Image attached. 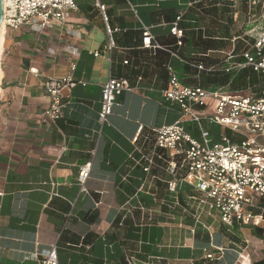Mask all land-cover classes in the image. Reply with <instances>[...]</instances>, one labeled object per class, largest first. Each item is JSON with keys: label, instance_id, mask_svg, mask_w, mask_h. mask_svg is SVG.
I'll list each match as a JSON object with an SVG mask.
<instances>
[{"label": "crops", "instance_id": "1", "mask_svg": "<svg viewBox=\"0 0 264 264\" xmlns=\"http://www.w3.org/2000/svg\"><path fill=\"white\" fill-rule=\"evenodd\" d=\"M74 1L77 10L65 22H53L42 31L24 27L3 35L0 264H40L28 257L53 245L58 247L59 264H206V251L220 258L207 264H241L243 257L245 264L264 260V233L256 231L264 227L225 226L217 213L197 208L190 186L179 184L172 192L170 174L158 168L144 173L138 164L142 156L135 152L142 128L160 129L182 121L197 137L195 125L183 119L180 107L163 97L168 67L191 87H200L186 83L201 73L240 72L227 71L243 62L241 55L249 50L241 42L234 44L238 38L232 39V5L226 0ZM98 4L105 7L108 25L120 29L113 35L111 52ZM213 8L228 12L214 19L222 27L219 36L204 25ZM240 9L245 10L242 3L235 10ZM180 16L182 47L171 33ZM142 24L150 27L161 46L173 44L175 51L146 48ZM226 29L229 35H222ZM200 37L221 46L204 51ZM95 52L101 55L95 57ZM72 63L77 85L65 91L64 118L52 123L43 117L51 102L45 83L66 76ZM199 65L208 71H200ZM110 77L127 80L132 91L116 98L102 126V90ZM204 126L214 140L230 132L207 122ZM144 152L153 153V141ZM88 162L92 170L83 193L78 176ZM250 241L260 242L261 248ZM254 248L262 259L253 258Z\"/></svg>", "mask_w": 264, "mask_h": 264}, {"label": "built area", "instance_id": "2", "mask_svg": "<svg viewBox=\"0 0 264 264\" xmlns=\"http://www.w3.org/2000/svg\"><path fill=\"white\" fill-rule=\"evenodd\" d=\"M226 1L234 9L242 3V0ZM245 1L249 11L258 7L264 9V0ZM98 6L106 23L107 49L111 52L115 46L113 35L120 29L108 25L105 7ZM76 10L74 0H4L3 27L5 31H17L24 27L42 31L51 27L53 22H65ZM181 20L182 16L178 17L171 29L179 47L183 46L185 35L179 26ZM142 31L146 48L165 49L152 35L150 27L142 24ZM72 53L77 54V51L72 49ZM93 55L99 57L101 54L95 52ZM241 57L244 61L233 63L228 72L252 69L264 75V32L255 37L252 47ZM197 68L208 71L203 65ZM75 69L76 65L72 63L66 76L51 78L45 83V90L51 99L43 114L45 120L57 123L64 118L65 91L77 85L72 76ZM168 74V87L163 91L165 101L178 105L183 119L195 124L200 135L194 137L188 133L182 121L160 129L142 128L137 141L141 144L136 143L135 147V152L142 156L138 164L146 174L153 168L170 174L173 177L169 182L172 192L179 184L190 186L194 192L191 201L196 203L197 208L209 215L217 213L225 226L233 228L239 224L259 227L264 221V90L258 96L252 92L248 95L244 92L233 93L225 88L209 91L183 85L171 67H168ZM129 91L132 88L127 80L110 77L102 90L99 114L102 126L112 115L116 98ZM204 122L229 130L239 140H233L226 133L214 140ZM152 141L153 153L145 154V147ZM157 160L164 164H159ZM91 170V162L80 167L78 184L83 193L87 192ZM181 171L185 173L181 175ZM28 259L39 260L40 264H59L58 247L53 245L50 250L33 254ZM219 259L216 254L206 251V264Z\"/></svg>", "mask_w": 264, "mask_h": 264}, {"label": "trees", "instance_id": "3", "mask_svg": "<svg viewBox=\"0 0 264 264\" xmlns=\"http://www.w3.org/2000/svg\"><path fill=\"white\" fill-rule=\"evenodd\" d=\"M241 2L244 7L248 8L245 0H242ZM209 14L213 19L220 20V19L225 18V14H228V12L220 11L218 10V8H213L212 10L209 11ZM221 33H223L222 35H229V30L226 29L225 31H222ZM200 41L201 42L199 45L203 48L204 51L213 50L221 46L219 43H215L211 40L202 41L201 37H200ZM164 45L166 46L165 49H169L170 51L171 50L175 51L173 44H164ZM203 61L206 63L208 62L207 59ZM186 84L200 86L203 89H206L209 91H216L222 87H226L230 85V88L233 91H247L251 89L253 91H256L253 93L258 96L264 90V75L258 74L254 72L252 69H245L240 72H236L232 74L201 73V75L199 76V79L195 78ZM256 231L259 232V234L261 235L264 233V231L261 229H257ZM253 264H264V260L255 262Z\"/></svg>", "mask_w": 264, "mask_h": 264}, {"label": "rangeland", "instance_id": "4", "mask_svg": "<svg viewBox=\"0 0 264 264\" xmlns=\"http://www.w3.org/2000/svg\"><path fill=\"white\" fill-rule=\"evenodd\" d=\"M211 10V9H210ZM237 11L233 8L232 9V14H233V23L231 25V27H229L230 32L232 34V39L234 38H238L236 43L234 44H238L239 42L242 43V48L245 49L246 47L248 49H250L253 45V41L255 39V37H257L259 34L264 32V9H262L261 7H258L256 9H253L251 11H249L248 8L245 7V10L240 9L237 13ZM242 13H246V17L244 19V15ZM250 13V15H248ZM239 14L238 19L236 20V16ZM244 20V21H243ZM204 25L208 26V27H212L210 29H213L212 32L215 31L216 35H220L219 29L222 27L220 26V24L217 23L216 20H214L213 18H209ZM223 26V25H222ZM243 40H246V42H243ZM226 90H229L230 92H233L232 89L230 88H226ZM250 92H256L253 90H247L244 91L245 95H248ZM205 123V122H204ZM195 125V124H194ZM196 126V125H195ZM199 131H196L195 136L199 137ZM227 135L229 137H232L233 140H239V138H237L236 136H233L232 133L227 132ZM260 227H264V221L261 222ZM253 228H257L254 227ZM250 244H254L255 246H259V248H261V244L260 242H251ZM253 258L254 259H262L263 256H260V251H257L256 248L253 249ZM244 262V261H242ZM241 262V264H242ZM248 263V262H244L243 264Z\"/></svg>", "mask_w": 264, "mask_h": 264}, {"label": "water", "instance_id": "5", "mask_svg": "<svg viewBox=\"0 0 264 264\" xmlns=\"http://www.w3.org/2000/svg\"><path fill=\"white\" fill-rule=\"evenodd\" d=\"M3 20H4V0H0V38L2 34Z\"/></svg>", "mask_w": 264, "mask_h": 264}, {"label": "bare ground", "instance_id": "6", "mask_svg": "<svg viewBox=\"0 0 264 264\" xmlns=\"http://www.w3.org/2000/svg\"><path fill=\"white\" fill-rule=\"evenodd\" d=\"M5 34V28L3 27L2 28V34H1V38H0V48H1V45H2V42H3V35Z\"/></svg>", "mask_w": 264, "mask_h": 264}]
</instances>
